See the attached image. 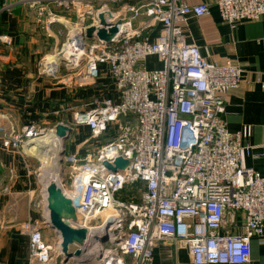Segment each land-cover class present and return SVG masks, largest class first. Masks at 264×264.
Listing matches in <instances>:
<instances>
[{
	"label": "built area",
	"instance_id": "1",
	"mask_svg": "<svg viewBox=\"0 0 264 264\" xmlns=\"http://www.w3.org/2000/svg\"><path fill=\"white\" fill-rule=\"evenodd\" d=\"M214 2L221 20L230 25L264 16V0ZM27 4L47 30L63 25L65 43L81 41L78 61L47 68V56L60 58L63 43L59 51L40 60V76L55 79L63 69L78 87L93 85L102 76L113 83L111 97L95 99L88 109L72 111L70 123L60 120L50 127H85L89 133L83 144L90 150L79 156L64 149L61 161L69 167L74 229L84 228L89 234L103 227L114 245L96 264H150L156 245L166 243L186 247L193 264H248L250 240L264 232V176L243 166L252 128L231 133L225 120L227 96L239 87L241 70L229 61L208 62L198 46L185 40L184 24L206 16L208 3L27 0ZM113 25L117 33L110 43L98 39V29L108 31ZM89 27L96 29L91 39L85 35ZM75 29L82 32L69 38ZM0 42L12 45L7 35H0ZM152 57L159 66L147 69L145 62ZM47 129L37 123L19 131L10 128L3 147L23 152L24 144ZM118 158L128 165L111 172L104 163L114 166ZM138 184L144 186L137 188L138 201L118 197L124 188ZM21 229L28 237L27 264H69L71 258L65 257L59 239L54 243L44 237V229L51 230L44 216L24 222ZM87 237L84 246L72 243L68 251L84 249Z\"/></svg>",
	"mask_w": 264,
	"mask_h": 264
},
{
	"label": "crops",
	"instance_id": "2",
	"mask_svg": "<svg viewBox=\"0 0 264 264\" xmlns=\"http://www.w3.org/2000/svg\"><path fill=\"white\" fill-rule=\"evenodd\" d=\"M185 1L206 2L209 6L206 16L190 18L184 24L186 42L198 46L208 62L222 65L229 61L242 72L239 87L227 96L225 120L231 133L245 126L252 128L243 166L264 176V16L230 25L221 20L214 0ZM43 24L27 0H0V35L12 41L11 46L0 42V264H27L28 237L21 225L28 220L40 221L43 216L34 200L37 181L32 160L36 159L41 167L39 158L47 156L40 143L33 145L34 153L29 150L30 155L24 150L4 148V133L33 123L41 127L60 120L70 123L72 111H84L95 99H106L113 93L112 81L104 76L83 87H78L63 69L55 79L40 76L41 57L57 48L55 34ZM40 30L45 39H40ZM48 40L53 43L50 45ZM150 60L156 63L153 57ZM88 136L85 127L72 129L64 141L65 151L84 156L91 148L83 144ZM250 246L248 264H264V232L261 238H251ZM150 264L193 263L186 247L166 243L156 245Z\"/></svg>",
	"mask_w": 264,
	"mask_h": 264
},
{
	"label": "water",
	"instance_id": "3",
	"mask_svg": "<svg viewBox=\"0 0 264 264\" xmlns=\"http://www.w3.org/2000/svg\"><path fill=\"white\" fill-rule=\"evenodd\" d=\"M98 18L100 20V25L103 27L106 26L104 15L100 14ZM95 30L96 29L94 27L87 28L85 31L86 38L91 39ZM81 32V29H75L69 33V38H72L75 34ZM116 33L117 27L113 25L108 29V31H106L104 28L98 29L96 31V36L98 39L103 40L106 43H110L111 39L116 35ZM70 132L71 129L64 125L57 124L55 126L56 135L63 141L67 139ZM104 165L111 172H116L117 170H124L127 167L128 162L118 158L115 161L114 166H111L108 163H104ZM46 209L48 211L47 226L53 231L60 232L62 239L64 240L61 247L65 257H79L81 250L77 249L74 251V253H71L68 251L67 244L76 243L81 247L84 246L88 232L84 228L73 229L69 232L65 230V225L63 224L64 220H71L74 223L76 222L75 210L71 204V200L63 194L62 190L57 187L54 182H50L46 189ZM106 241L107 238L105 237L103 242Z\"/></svg>",
	"mask_w": 264,
	"mask_h": 264
},
{
	"label": "bare ground",
	"instance_id": "4",
	"mask_svg": "<svg viewBox=\"0 0 264 264\" xmlns=\"http://www.w3.org/2000/svg\"><path fill=\"white\" fill-rule=\"evenodd\" d=\"M59 22L62 23H66L67 25L70 26L69 23L66 22V20L59 18L58 19ZM72 27V25H71ZM80 39H76L73 38V40L66 42L63 45V49L60 52L62 54V56H60V58L57 57V54L55 56H51L48 60V63L50 65L47 66V68H53L55 66L58 65L59 62H70V61H78L79 60V56L80 53ZM41 137L36 139L37 137L33 138L32 140H30L29 142H27L26 144H24L23 146V150H25V153L30 155V152L28 150V147L31 145V141H35V143H40L41 145H43L44 149L47 152V156H46V160L42 162L41 167H40V172H41V176H43L41 182L43 183L44 186H47L50 182H55L56 186L59 187L62 192L64 193L65 196H67L70 200L73 197V194L70 193V191H67L66 189L62 188L61 185V181L59 183V176H60V171H59V159H60V152H61V145H62V139L60 137H58L55 133V130H50L48 132L42 133L40 135ZM36 139V140H35ZM59 183V184H57ZM44 193H42V199H43V204H46V187L45 190L43 191ZM46 206V205H45ZM44 210H47L44 207ZM45 213V212H44ZM45 219H46V223L48 222V211L45 213ZM77 220V219H76ZM63 224L65 225V230L67 232H69L70 230L74 229L75 223L72 222L71 220H64ZM95 230H93L91 233L88 234L87 237V245H85L84 247V253L83 257H87L90 256V254H92L93 250L95 251V248L97 247H92L93 246H97L98 244H96L93 241L94 239V235H100L99 233L103 232V227L100 228H94ZM95 231V232H94ZM54 233L57 235L59 242H61V245L63 243V239L62 236L60 234V232L54 231ZM105 235H107L106 230H105ZM99 237H97L98 239ZM69 244H67L68 246ZM92 249V250H90ZM99 251L100 250H96ZM102 253L99 254V256H101Z\"/></svg>",
	"mask_w": 264,
	"mask_h": 264
},
{
	"label": "rangeland",
	"instance_id": "5",
	"mask_svg": "<svg viewBox=\"0 0 264 264\" xmlns=\"http://www.w3.org/2000/svg\"><path fill=\"white\" fill-rule=\"evenodd\" d=\"M56 14H58V13H56ZM58 15H60V14H58ZM69 15V14H68ZM74 20V19H73ZM71 21V22H74V21ZM89 21V20H88ZM87 21V22H88ZM71 24V23H70ZM44 27H45V25H44ZM53 28V29H52ZM50 30L55 34V36L56 37H54L55 39H56V41L54 40V45L56 44V46H57V48L54 50V51H51V52H49L48 51V53L46 54V55H49V54H52V53H54V52H57V51H59L60 49H61V46H62V44L63 43H65V40H66V31H65V29H64V27H63V25H53V26H51L50 27ZM40 39H45L46 38V35L44 36L43 35V32H42V30H40ZM48 37H50V36H48ZM52 37V36H51ZM48 43L51 45V43H53V40L52 41H50V40H48ZM43 47H47V46H43ZM50 48V47H49ZM51 56H49V57H47V60H49V58H50ZM43 57H41V59H42ZM40 59V60H41ZM40 62V61H39ZM59 64V63H58ZM145 65H146V68L147 69H152V68H155L156 67V63H154L153 61H151L150 59H148L146 62H145ZM39 67V66H38ZM51 127V126H50ZM50 127H45V128H50ZM53 131L55 130V129H53V128H51ZM50 129V130H51ZM50 130H46V131H44L43 133H45V132H48V131H50ZM41 136H38L36 139H38V138H40ZM35 139V140H36ZM68 141V140H67ZM66 141V142H67ZM32 143H31V145L28 147V150H31V152L32 153H34V147H33V145L35 144V142L34 141H31ZM44 148V147H43ZM64 148H65V145H64V141H62V151L64 150ZM35 150H40V148H36ZM25 151V150H24ZM30 152V151H29ZM59 156H60V166H59V173H60V176L58 177L60 180H59V183H60V181H61V185H63V189H66L67 191H72V189H71V187H70V185H71V182H70V179H69V174H68V172H69V167L66 165V164H63V162L61 161V159H62V155L61 154H59ZM46 156L45 155H43V158L41 159V158H39L40 159V161H44V159H46L45 158ZM31 159H33L32 157H31ZM33 161V163H34V165H35V178H36V181H37V189H36V191H35V194H34V200L37 202V203H39V205H40V207L38 208L40 211H41V214L45 217V213L47 212V210H44L43 209V205L45 206L46 204H43V199H42V193H44L43 191L45 190V187H46V189H47V186H44L43 185V183L41 182V180L43 179L42 177L43 176H41V172L38 170L39 168H40V163L36 160V159H33L32 160ZM55 183V182H54ZM59 183H57V184H59ZM45 212V213H44ZM42 216V217H43ZM92 224H95L94 222L92 223ZM44 231L46 232L45 233V236H46V238L48 239V240H50L51 242H54V243H56V241L58 240V238H57V235L53 232V230H49V229H44ZM95 232V231H94ZM100 235L98 236V235H94V242H95V239H96V241L97 242H95L96 244H98L97 246H93V244H92V246H91V248L92 247H97V248H95V251L93 250V252H92V254H90V256H87V257H83V254L84 253H86V252H84V250L82 249L81 250V254H80V256L79 257H71V259H69V264H96L97 263V259L100 257L99 256V254L100 253H103L104 251H107V250H113L114 249V245L113 244H111L110 242H108V236L106 235L105 236V231H103V232H101V233H99ZM97 237H99L98 239H97ZM105 237L107 238V241L106 242H103L104 241V239H105ZM93 249V248H92ZM92 249H90V250H92ZM100 250V253H99V251H96V250ZM76 251V250H75ZM71 252V251H70ZM71 253H74V252H71Z\"/></svg>",
	"mask_w": 264,
	"mask_h": 264
},
{
	"label": "trees",
	"instance_id": "6",
	"mask_svg": "<svg viewBox=\"0 0 264 264\" xmlns=\"http://www.w3.org/2000/svg\"><path fill=\"white\" fill-rule=\"evenodd\" d=\"M137 188H141V189H143L144 188V186L143 185H141V184H138V186L137 187H126V188H124L121 192H120V194L118 195V197L120 198V199H122V200H130L132 197H133V200L134 201H138V199H137ZM135 197V198H134Z\"/></svg>",
	"mask_w": 264,
	"mask_h": 264
}]
</instances>
